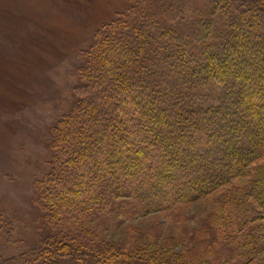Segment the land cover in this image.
Returning <instances> with one entry per match:
<instances>
[{"label":"trees","instance_id":"trees-1","mask_svg":"<svg viewBox=\"0 0 264 264\" xmlns=\"http://www.w3.org/2000/svg\"><path fill=\"white\" fill-rule=\"evenodd\" d=\"M124 1L93 23L82 95L50 129L41 247L20 264H264V0ZM215 195L191 249L95 232Z\"/></svg>","mask_w":264,"mask_h":264},{"label":"rangeland","instance_id":"rangeland-1","mask_svg":"<svg viewBox=\"0 0 264 264\" xmlns=\"http://www.w3.org/2000/svg\"><path fill=\"white\" fill-rule=\"evenodd\" d=\"M34 3L27 13L12 17L8 30L4 28L7 22L0 24V31L6 34L0 41L10 47L7 51L0 46V264H20L41 247V212L32 204V194L37 191L35 181L49 170L50 129L82 95L85 81L79 70L95 31L93 23L107 8L126 2ZM18 48H23L26 55L30 52L31 60L18 55ZM215 198L177 206L168 213L130 217L124 222L103 218L95 232L104 242L126 248L156 240L174 243L172 248L177 251L191 249L208 227Z\"/></svg>","mask_w":264,"mask_h":264},{"label":"bare ground","instance_id":"bare-ground-1","mask_svg":"<svg viewBox=\"0 0 264 264\" xmlns=\"http://www.w3.org/2000/svg\"><path fill=\"white\" fill-rule=\"evenodd\" d=\"M34 2H39V0H33L32 2L25 4V5L20 4V3H16V0H0V21H1L0 24L7 22V24L5 25L4 28L8 30L11 27L10 25H8V23L10 22V24H11L12 17H15L16 13L18 14L20 12H23V14H24V13H27L28 10L33 9L35 7ZM21 6H22V8H21ZM0 36L5 37L6 34L2 33V31H0ZM0 46L3 47V49H5V50L10 49V47H7V45H2L1 41H0ZM13 49H15V48H12V50ZM23 51H25L23 48H18V52L17 51L16 52L18 55L20 54L23 56V58H27L30 61L31 57H32V56L30 57V54H29L30 52H28L26 55V53H24ZM26 63H27V61H26ZM2 84L3 83L0 81V86H3ZM1 89L2 88H0V91H1Z\"/></svg>","mask_w":264,"mask_h":264}]
</instances>
